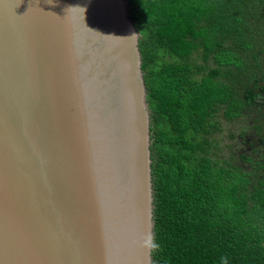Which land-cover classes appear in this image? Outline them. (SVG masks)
<instances>
[{
	"label": "water",
	"instance_id": "95a60500",
	"mask_svg": "<svg viewBox=\"0 0 264 264\" xmlns=\"http://www.w3.org/2000/svg\"><path fill=\"white\" fill-rule=\"evenodd\" d=\"M139 42L127 0H0V264H134L136 218L152 264Z\"/></svg>",
	"mask_w": 264,
	"mask_h": 264
},
{
	"label": "trees",
	"instance_id": "16d2710c",
	"mask_svg": "<svg viewBox=\"0 0 264 264\" xmlns=\"http://www.w3.org/2000/svg\"><path fill=\"white\" fill-rule=\"evenodd\" d=\"M127 6L151 119L152 264H264V0ZM221 117L248 118L238 150Z\"/></svg>",
	"mask_w": 264,
	"mask_h": 264
},
{
	"label": "rangeland",
	"instance_id": "374dc122",
	"mask_svg": "<svg viewBox=\"0 0 264 264\" xmlns=\"http://www.w3.org/2000/svg\"><path fill=\"white\" fill-rule=\"evenodd\" d=\"M210 64L213 65L212 63ZM220 120L223 125V130L220 134L222 139V146L229 145L232 149L238 150L241 144L239 134L242 129L248 127V118L239 117L236 118L234 121H228L221 117ZM231 133H234L233 138H230Z\"/></svg>",
	"mask_w": 264,
	"mask_h": 264
},
{
	"label": "bare ground",
	"instance_id": "6f19581e",
	"mask_svg": "<svg viewBox=\"0 0 264 264\" xmlns=\"http://www.w3.org/2000/svg\"><path fill=\"white\" fill-rule=\"evenodd\" d=\"M139 198L137 195H135V213L139 210ZM141 229V233L143 231V221H140L136 218L135 220V244H134V264H138L139 261V246L141 243V236H138L137 229ZM142 235V234H141Z\"/></svg>",
	"mask_w": 264,
	"mask_h": 264
}]
</instances>
